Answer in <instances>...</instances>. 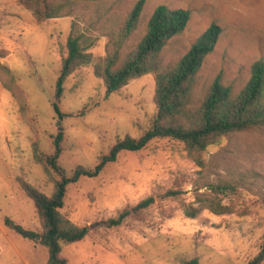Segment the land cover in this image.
Wrapping results in <instances>:
<instances>
[{
  "label": "rangeland",
  "instance_id": "374dc122",
  "mask_svg": "<svg viewBox=\"0 0 264 264\" xmlns=\"http://www.w3.org/2000/svg\"><path fill=\"white\" fill-rule=\"evenodd\" d=\"M138 1L76 0L65 14L38 22L19 0H0V50L5 52L0 62L12 70L28 106L24 117L20 102L0 80V264H46L49 259L40 238L24 237L6 224L9 217L42 231L36 205L21 185L26 179L53 192L54 182L34 157L36 141L50 154L55 137L64 132L59 164L72 175L79 164L95 167L119 139L140 137L152 127L159 110L155 73L112 93L95 74V63L108 54ZM161 4L191 11L187 28L167 47L165 63L184 54L211 24L222 26L200 72L196 99L217 76L238 87L248 81L252 64L264 57V0H146L128 46L138 41ZM70 35L80 36L94 61L72 73L58 96ZM177 179L184 190L179 198L159 194ZM152 195L153 205L134 209ZM182 201L203 208L190 217ZM220 204L232 210L217 213L210 207ZM125 210L130 213L121 224L108 223ZM61 211L89 226L82 241L62 243L68 264H187L193 259L248 264L264 242V127L210 145L203 164L173 138L125 150L98 176L70 183Z\"/></svg>",
  "mask_w": 264,
  "mask_h": 264
},
{
  "label": "trees",
  "instance_id": "16d2710c",
  "mask_svg": "<svg viewBox=\"0 0 264 264\" xmlns=\"http://www.w3.org/2000/svg\"><path fill=\"white\" fill-rule=\"evenodd\" d=\"M145 1L139 0L136 3L118 38L112 42L108 54L95 63V74L104 80L107 92L112 93L134 79L155 73V100L159 110L152 127L140 137L128 135L119 139L95 167L79 164L72 175H67L59 164L64 149V132L60 131L55 137L53 153L43 152L39 143H34V157L43 164L54 182V189L51 194H47L26 179H21V185L36 205L42 231L27 229L9 217L6 218V224L24 237H40V242L49 252L46 264H68L67 258L62 255V243L82 241L89 233V226L74 223L61 211L65 206L70 183L77 182L82 176H98L110 163L117 161L123 151H140L156 138H173L182 142L188 155L203 164V155L210 145L220 143L234 133L264 127V57L252 64L251 75L243 86L238 87L226 82L222 76H217L208 85L203 96L196 99L200 72L206 58L215 49L223 31L222 26L218 23L211 24L184 54L165 63L164 53L170 42L187 28L191 11L181 7L172 8L167 4L157 6L138 41L128 46L127 40L137 30ZM19 2L32 10L38 22H42L65 14L76 0ZM66 49L57 80L58 96L63 94L64 84L72 73L94 61L93 54L85 51L78 35L69 36ZM0 54L5 52L0 50ZM0 80L18 99L21 113L26 117L28 106L24 92L17 84L12 70L1 62ZM54 108L61 118L65 116L57 102L54 103ZM183 193V185L179 179L173 186L161 188L159 192L167 198H179ZM155 202V196H148L134 209L146 208ZM210 207L217 213L232 210L229 205L223 204ZM182 208L188 216L195 217L203 207L182 201ZM129 213L130 210H125L118 217L110 218L108 223L119 225ZM263 261L264 242L248 264H262ZM187 264H199V261L193 259Z\"/></svg>",
  "mask_w": 264,
  "mask_h": 264
},
{
  "label": "water",
  "instance_id": "95a60500",
  "mask_svg": "<svg viewBox=\"0 0 264 264\" xmlns=\"http://www.w3.org/2000/svg\"><path fill=\"white\" fill-rule=\"evenodd\" d=\"M38 238H40V237H38Z\"/></svg>",
  "mask_w": 264,
  "mask_h": 264
}]
</instances>
